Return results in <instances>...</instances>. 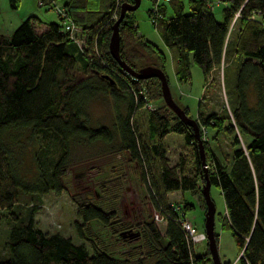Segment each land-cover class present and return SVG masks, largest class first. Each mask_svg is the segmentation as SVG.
<instances>
[{
	"label": "trees",
	"instance_id": "1",
	"mask_svg": "<svg viewBox=\"0 0 264 264\" xmlns=\"http://www.w3.org/2000/svg\"><path fill=\"white\" fill-rule=\"evenodd\" d=\"M20 1L7 3L16 9ZM74 1L60 6L63 17L56 15L57 22L41 26L27 17L8 37L0 35V217L11 224L0 264H128L129 252L116 258L102 244H91L88 250L69 237L47 234L35 224L40 197L64 191L63 178L76 143L101 142L108 152L126 153L142 183L148 181L146 168L157 163V189L164 197L195 192L204 183L191 128L164 106L158 81L132 79L108 54L120 3L132 4V0H103L104 12L92 24L81 25L80 43L62 27L65 20L76 27L84 20L77 10L81 6ZM36 2L45 10L57 7V0ZM165 3L156 5L154 12L148 10L147 16L168 52L175 81H189L191 64L205 79L221 68L229 112H198L195 122L200 140V128L223 132L232 136L234 148L230 159L220 162L201 140L206 177L220 192L225 211L219 217L220 226L230 232L240 254L237 264H264V0H187L186 10L181 0ZM217 7L221 8L220 21L212 15ZM118 55L133 70L151 59L153 67L164 73L163 54L138 36L132 13H125L118 25ZM103 97L109 101L111 123L92 126L88 107ZM153 100L156 107L146 110L145 104ZM138 110L145 111L144 139L131 124ZM236 131L247 138L243 149L238 147ZM170 133L182 136L190 149L193 167L188 174L181 159L168 164L162 140ZM121 182L115 177L102 184V194L110 197L108 205L73 202L72 228L77 239L87 240L88 226L95 222L118 242L137 238L134 251L151 264H212L206 245L203 253L193 254L194 247L185 241L171 207H179L184 215L190 205L162 202L148 188L154 214L164 222L162 235L153 221L142 223L136 232L121 225L114 207Z\"/></svg>",
	"mask_w": 264,
	"mask_h": 264
},
{
	"label": "rangeland",
	"instance_id": "2",
	"mask_svg": "<svg viewBox=\"0 0 264 264\" xmlns=\"http://www.w3.org/2000/svg\"><path fill=\"white\" fill-rule=\"evenodd\" d=\"M84 0H75L79 6L83 5ZM120 1V0H119ZM63 0H57L56 9L60 10ZM154 2V4H153ZM186 10L187 0H181ZM105 1L88 0V8L79 17L83 21L74 26L71 36L75 37L79 43L82 41L80 36L81 24L84 26L92 24L104 12ZM167 4L160 0H139V6L134 12L138 36L150 42L164 56V76L169 89L170 96L180 108L187 110V117L196 120L197 113L210 114L217 113L220 109L228 114L229 105L226 103V96L222 85L221 68L214 71L213 74L205 79L200 70L195 65H190V79L187 83H177L175 81L172 65L166 48L160 41L156 31L153 29L150 19L147 16L148 10H155L156 5ZM121 5V3H120ZM92 7H97L96 9ZM221 8H214L213 17L221 20ZM26 17L34 18L35 22L45 25L51 22H57L55 8L45 10L38 8L36 0H21L16 9H10L7 0H0V35L8 37L18 26L19 22ZM235 31V24L231 27V34L228 39L231 40L232 33ZM142 36H140V35ZM77 59V58H76ZM78 61V60H76ZM154 61L147 59L141 67L152 66ZM229 74L226 76L229 78ZM227 83V82H226ZM226 85V89H227ZM228 91V90H227ZM149 105L156 107V102L149 101ZM147 110V109H146ZM88 119L92 126L105 125L111 123V114L109 101L106 98H99L93 101L88 107ZM132 128L146 138L145 111L138 110L131 117ZM201 129V128H200ZM205 139L206 150L210 155H214L220 162L230 159L232 149V136H227L223 132L214 133L207 130ZM234 136L238 139V147L244 148L247 138L240 136L236 131ZM162 145L165 150V157L169 165L176 164L179 159L184 164V174L192 170V160L190 149L184 145L183 138L177 134H167ZM71 163L67 168V173L63 178L64 191L59 194L49 193L42 197L38 202V210L34 214L36 226L47 234H59L63 237H69L74 244L82 243L88 250L90 245H104L105 250L116 258H122V254L129 252L127 258L128 264H136L138 260L142 264H151L148 260L139 256L136 249L139 241L134 236L125 242H118L110 236V232L92 222L89 224V233L85 236L87 240H79L75 237L72 224L75 220L74 201L87 200L95 205H108L109 199L105 198L101 192L103 183L119 177L121 182L120 190L115 198L114 207L117 210L121 225H125L132 232L138 231L140 225L145 222L153 221L156 224L160 235L163 233L164 222L155 221V209L150 198L149 189L152 190L155 198L162 202L170 201L177 205H190L191 209L185 213V217L191 222L195 230L203 231L204 208L201 190L184 191L176 194L169 193L164 197L157 188V163L153 164L148 170L146 168L148 181H140V174L135 164L128 161L126 153L108 152L107 147L101 142L85 144L83 142L73 145L70 155ZM149 183V185H148ZM200 188V185H199ZM209 197L214 206L213 232L217 235L216 251L221 264H237L239 253L237 252L230 232L221 228L219 217L223 215L224 207L219 190L209 187ZM2 213V212H1ZM11 226L9 221L0 217V253L4 252V242L7 230ZM204 243L196 245L193 248L194 255H200L204 252ZM132 250L129 251V250ZM137 251V252H136Z\"/></svg>",
	"mask_w": 264,
	"mask_h": 264
},
{
	"label": "water",
	"instance_id": "3",
	"mask_svg": "<svg viewBox=\"0 0 264 264\" xmlns=\"http://www.w3.org/2000/svg\"><path fill=\"white\" fill-rule=\"evenodd\" d=\"M139 6V0H132V4H121L119 7V15L117 19L114 21V23L111 26V33L108 39L107 43V50L110 57L116 62L119 69L123 71L126 75L131 77L134 80H146L154 78L159 83V91H160V97L164 104V106L174 114V116L184 125L191 128L193 138L195 140V144L198 150V157L200 160V164L202 167L203 172V180L204 183L201 185V196L202 200L205 206L204 211V220H203V232L206 237V247L210 256V261L212 264H221L219 261V258L217 256L216 251V243L214 240V233H213V217H214V206L213 203L210 200L209 197V187L210 184L206 177V170L204 167V160H203V147L201 140L199 138L198 133V125L197 123L188 118L183 110L175 103L173 102L169 89L166 83V79L164 74L156 67L152 66H144L137 70H133L126 66L120 59L118 55V25L120 21L123 19V16L125 13H131L134 12L137 7ZM104 80H107L110 85L113 84V82L106 76L101 77Z\"/></svg>",
	"mask_w": 264,
	"mask_h": 264
},
{
	"label": "built area",
	"instance_id": "4",
	"mask_svg": "<svg viewBox=\"0 0 264 264\" xmlns=\"http://www.w3.org/2000/svg\"><path fill=\"white\" fill-rule=\"evenodd\" d=\"M161 2H167L168 0H160ZM154 12V10H153ZM55 13L56 15H59L60 17H63L62 14V10L60 9H56L55 7ZM62 27H63V31L66 32L67 34H69V36L71 38H74L71 36V31L74 27V25L70 22V21H63L62 22ZM145 108L148 110H153L155 107L150 106L149 103L145 104ZM205 134L206 132L204 131V129L201 128V140L205 139ZM173 208V212L177 218V223L179 224V227L182 231V233L184 234V238L185 241L187 242L188 245H190L191 247H195L196 245H200L202 243L206 242V237L204 232L202 231H197L195 230V228L193 227V225L191 224V222L185 217V214L183 215L180 212L179 207L172 205L171 206ZM154 220L155 221H161V219L158 217L157 214H154Z\"/></svg>",
	"mask_w": 264,
	"mask_h": 264
},
{
	"label": "crops",
	"instance_id": "5",
	"mask_svg": "<svg viewBox=\"0 0 264 264\" xmlns=\"http://www.w3.org/2000/svg\"><path fill=\"white\" fill-rule=\"evenodd\" d=\"M67 2H69V0H63V2H62V5H64L65 3H67ZM87 3H88V0H84V2H83V5L81 6V7H78V9L77 10H79V13H87V12H85L86 11V9L88 8V5H87ZM92 8H96V7H92ZM81 15V14H80ZM79 15V16H80ZM166 15L167 16H169L170 15V10L167 8L166 9ZM81 17V16H80ZM134 17V16H133ZM27 18V17H26ZM22 21V20H21ZM20 21V22H21ZM19 22V23H20ZM81 25H82V23H80ZM138 33V32H137ZM140 35V34H139ZM140 36H142V35H140ZM143 37V36H142ZM176 193H178V192H173V193H171V194H176ZM168 195V194H167ZM166 195V196H167ZM223 215H225V211L223 212Z\"/></svg>",
	"mask_w": 264,
	"mask_h": 264
}]
</instances>
